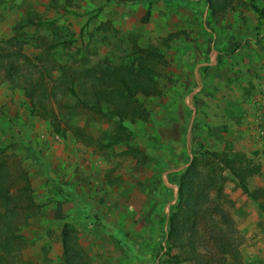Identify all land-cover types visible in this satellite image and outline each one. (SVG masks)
Wrapping results in <instances>:
<instances>
[{
	"label": "rangeland",
	"instance_id": "obj_1",
	"mask_svg": "<svg viewBox=\"0 0 264 264\" xmlns=\"http://www.w3.org/2000/svg\"><path fill=\"white\" fill-rule=\"evenodd\" d=\"M233 8L0 0V41L33 21L18 31L28 57L19 82L0 71V264H65L63 230L85 264H245L256 238L239 227L264 229L262 173L247 179L253 200L227 167L241 156L264 165V126L248 119L264 96V18L249 0ZM118 66L132 81L150 74L158 88L135 93L146 119L97 100L114 87L105 71ZM192 163L200 186L216 184L205 192L210 208L184 214L179 180ZM172 213L176 242L167 239Z\"/></svg>",
	"mask_w": 264,
	"mask_h": 264
},
{
	"label": "trees",
	"instance_id": "obj_2",
	"mask_svg": "<svg viewBox=\"0 0 264 264\" xmlns=\"http://www.w3.org/2000/svg\"><path fill=\"white\" fill-rule=\"evenodd\" d=\"M207 4V8L212 15L218 14L220 11L233 8V0H204ZM250 8L258 15L259 19L264 18V6L260 7L255 0H249ZM149 15V9L146 12V17ZM33 23L30 20V16L25 19L24 22L17 24L15 36L4 41H0V71L5 72L6 77L11 82L17 84L19 78L22 76V69L18 67V61L27 60L28 57L22 53V42L23 39L18 37V31ZM13 49V51H12ZM150 72V71H148ZM105 79L109 80L111 85H114L109 91H100L97 100L104 99V101L112 106L114 109L120 110L125 117H139L146 119L147 113L141 109V106L134 99L135 93H141L144 96H150L158 93V88L152 84L151 75H146L145 82L132 81L129 77L128 69L123 66L114 67L110 70H106L104 73ZM211 156L217 157V153H211ZM240 165L236 168L227 167L233 177L237 180L240 189L248 197L256 200L255 194L250 192L248 189L247 179L260 172L257 165H254L251 159L246 157H239ZM222 160L224 158H221ZM196 164L192 163L189 165L184 173L181 175L179 180L178 188V200L179 209L187 214V210H193L197 212L202 208H210V202L206 195V190L215 187V182H211L202 187L199 185V176L202 172L196 171ZM197 183L196 187L194 184ZM214 211L219 216V221L225 219V215L221 208L214 206ZM227 223H231L229 219H225ZM181 234L180 222L178 220V214L172 213L168 221V241L171 240L176 242ZM180 242V241H179ZM62 245H63V256L65 264H85L81 263L78 259L77 251L73 247V242L69 237V233L63 230L62 233Z\"/></svg>",
	"mask_w": 264,
	"mask_h": 264
},
{
	"label": "crops",
	"instance_id": "obj_3",
	"mask_svg": "<svg viewBox=\"0 0 264 264\" xmlns=\"http://www.w3.org/2000/svg\"><path fill=\"white\" fill-rule=\"evenodd\" d=\"M264 39H263V44L261 46H259V55L262 57V61L264 64ZM260 74H262L264 76V68L263 71H259ZM259 87H264V85L261 83V85H259V83H256V88ZM260 104H263V107L260 106ZM251 117H249L248 119H250L253 123H261L262 126H264V96H257V103L255 105V108L253 107V109H251ZM263 128V127H262ZM261 128V129H262ZM258 166V165H257ZM261 174V185H264V165L262 166H258ZM259 172V173H260ZM258 173V174H259ZM246 209H241V215L243 217H246L248 220L247 222L250 221L249 219V215L247 214ZM240 232H242L246 237H249L251 235H255V240L252 242V244L250 243V248L251 250H249L248 253H246V255H244V261L245 264H264V236H262L260 233H262L264 231V229H259L255 224H248L245 223L243 225H240L239 227ZM255 233V234H252ZM251 242V241H250Z\"/></svg>",
	"mask_w": 264,
	"mask_h": 264
},
{
	"label": "built area",
	"instance_id": "obj_4",
	"mask_svg": "<svg viewBox=\"0 0 264 264\" xmlns=\"http://www.w3.org/2000/svg\"><path fill=\"white\" fill-rule=\"evenodd\" d=\"M259 130H260V129H259ZM260 133H261V134H263V133H264V131L260 130ZM162 245L164 246V245H165V243H164V242H162Z\"/></svg>",
	"mask_w": 264,
	"mask_h": 264
}]
</instances>
